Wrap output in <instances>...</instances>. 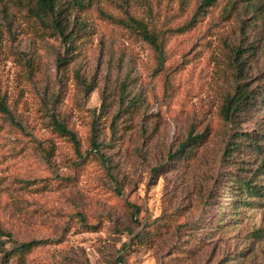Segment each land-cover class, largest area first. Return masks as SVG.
I'll use <instances>...</instances> for the list:
<instances>
[{
	"label": "rangeland",
	"instance_id": "rangeland-1",
	"mask_svg": "<svg viewBox=\"0 0 264 264\" xmlns=\"http://www.w3.org/2000/svg\"><path fill=\"white\" fill-rule=\"evenodd\" d=\"M0 94V264H264V0H0Z\"/></svg>",
	"mask_w": 264,
	"mask_h": 264
},
{
	"label": "trees",
	"instance_id": "trees-1",
	"mask_svg": "<svg viewBox=\"0 0 264 264\" xmlns=\"http://www.w3.org/2000/svg\"><path fill=\"white\" fill-rule=\"evenodd\" d=\"M206 2H207V4L211 5L214 2H216V0H206ZM39 4L41 6V11L45 12L46 14H48V13L51 14L55 11V0H39ZM128 14H129V17L127 19H119V23L124 25V27L129 29L131 32L138 34L145 42H148L149 44H151L153 47H155L157 50H159V52L162 51V42L160 41L155 30L154 29L150 30V28H149L150 24H148L142 18H138V17H136L130 13H128ZM58 28H59V35L63 38L64 41H66L68 38L67 33H65V31L61 27V25H59ZM63 61L65 62L66 59H63ZM258 98H260V97H258ZM249 99H250L249 91L239 89L237 92V97L235 98V102H233L231 100V101H229L228 104L224 105L222 112L224 113L225 118L228 119L229 121H232V118L234 117V115H233L234 112H236V115L239 116L242 113L241 111H244L245 106H247ZM262 101L264 102V97H263ZM0 113L4 114L8 118V120L10 121L11 124L21 127V125L19 123H17V121L15 120V118L12 114V111L8 107V104L6 103L4 98H2L1 94H0ZM54 125H55V128L57 129V131H59L61 134L67 136L70 139V141L74 145L75 152H76L77 156L79 158H82L83 153H82V149H81L82 148L81 147V141H80L77 133L72 131L69 127H67L65 124L58 121L57 119H55ZM240 134L244 135V132L241 131ZM240 134L237 135V138L232 143L233 146H237L236 140H238L240 138ZM96 136H97L96 135V128L92 127L90 142H91L92 148H94V149L99 148ZM244 137H245L246 141L250 140L251 138H254L253 135H245ZM203 139H204L203 136L193 135L191 133L189 138L187 139V141L181 146V149L179 152L183 153L190 145H194L196 143L198 144V143L202 142ZM254 144L255 143H253L252 145H254ZM259 147L261 148V146H259ZM47 155L49 157V152H47ZM102 157H103L102 160L105 161V157L103 155H102ZM246 186L250 187L249 184H247ZM260 193L262 194V196H264V189H262L260 191ZM2 232L3 231L0 227V234H2ZM139 237H141V235H139ZM38 244H39V242H37V241L25 242V243L18 245L14 249L13 252L20 254V256L26 255L28 253H31L32 250L34 248H36V246H38ZM125 248H127V247H125ZM121 262H124V260L121 259Z\"/></svg>",
	"mask_w": 264,
	"mask_h": 264
}]
</instances>
